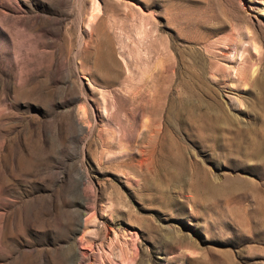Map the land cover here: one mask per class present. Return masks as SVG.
<instances>
[{
    "label": "rangeland",
    "instance_id": "rangeland-1",
    "mask_svg": "<svg viewBox=\"0 0 264 264\" xmlns=\"http://www.w3.org/2000/svg\"><path fill=\"white\" fill-rule=\"evenodd\" d=\"M0 264H264V0H0Z\"/></svg>",
    "mask_w": 264,
    "mask_h": 264
},
{
    "label": "bare ground",
    "instance_id": "bare-ground-1",
    "mask_svg": "<svg viewBox=\"0 0 264 264\" xmlns=\"http://www.w3.org/2000/svg\"><path fill=\"white\" fill-rule=\"evenodd\" d=\"M119 9V8H118ZM127 15H128V13H127ZM126 15V17L124 18V19H118V17L116 18V20H115V18H114V20H115V22L114 23H119V22H121V23H123L122 22V20H127L129 17L128 16H132V15H128L127 16ZM125 16V15H124ZM133 17H134V15H133ZM132 18V17H131ZM130 18V19H131ZM112 19V18H111ZM133 19V18H132ZM113 20V21H114ZM119 20V21H118ZM129 20V19H128ZM125 22V21H124ZM142 26V25H141ZM144 27V26H143ZM144 28H146V27H144ZM140 29H142V27L140 28ZM139 29V30H140ZM144 29H142V31H143ZM156 38H154L153 40H155ZM149 43V42H148ZM150 45H152V47H154L155 45L154 44H151L150 43ZM148 46V45H147ZM147 46H146V48H147ZM108 47L109 48H107L106 49V51H100V50H98L97 52H96V56H95V58H96V62H103V63H106V62H108V61H110L111 60V57H112V55H111V47L109 46V44H108ZM149 47V46H148ZM151 47V46H150ZM157 48V47H156ZM149 49H151V48H149ZM149 49H147V51L149 52V51H152L154 54H155V47H154V49L152 48V50H149ZM157 50V49H156ZM159 50V49H158ZM149 53H151V52H149ZM159 53V52H158ZM156 54H157V52H156ZM147 56V55H146ZM147 57H149V55L147 56ZM137 58V57H136ZM142 61H144L143 62V64H142V66H141V70H139V72L137 73V74H133L128 68H127V72L129 73V77H128V79H127V87L129 88V90L132 92V94H133V96H137V97H140V96H142V94L144 93V95L145 94H147V93H149L148 95H150V96H154V95H156V91L158 90L159 92H158V95H160V86H162L161 84L163 83H161V81H166L167 79H166V77H167V75H169V74H167V71H168V68H169V66L171 65L170 63V65L168 64L167 65V67L168 68H166L167 69V71H165L166 73L165 74H167L166 75V77L164 76L163 77V75H162V69H161V67L163 66V64L162 63H160V64H162V66L160 67V66H157V69L160 67V72H154L155 70H157L156 69V67H155V70L153 69V68H150L156 61H149V59L147 58V59H145L144 58V60L143 59H141ZM146 60L148 61V62H150V64H151V62H154L151 66H149V63H147L146 62ZM113 62V61H112ZM168 62V61H167ZM97 63V64H98ZM159 62H157V64H158ZM108 64V63H107ZM145 67H144V66ZM101 66V65H100ZM156 66V65H155ZM165 66H166V63H165ZM172 66V65H171ZM142 67H144V69L142 68ZM112 68V67H111ZM164 68V69H165ZM171 69L173 68V67H170ZM140 69V68H139ZM112 71V70H111ZM111 71H110V69H108L107 68V71H106V74H108V77L106 76V78L105 79H107L106 80V82L107 83H113L114 82V80L117 78V77H120L122 74H123V72H122V70H117L116 71V74H115V76L114 75H112V74H110L111 73ZM137 71V70H136ZM158 71V70H157ZM170 71V70H169ZM164 72V71H163ZM117 76V77H116ZM173 76V75H172ZM169 77V76H168ZM170 77H171V75H170ZM179 78V77H178ZM182 78V77H181ZM169 79V78H168ZM117 80V79H116ZM178 80H180L181 81V79H178ZM169 81V80H168ZM183 81V80H182ZM159 82H160V86L158 85L159 84ZM165 83V82H164ZM180 83V82H179ZM182 84V83H181ZM181 84H180V87H181ZM183 85V84H182ZM184 86H185V84H184ZM160 87V88H159ZM159 88V89H158ZM182 89H183V87H181ZM161 89H163V87L161 88ZM146 92V93H145ZM164 91H162L161 92V94L163 93ZM157 96V95H156ZM163 96V95H162ZM136 97V98H137ZM159 97V96H158ZM161 97V96H160ZM135 101V100H134ZM137 107V106H136Z\"/></svg>",
    "mask_w": 264,
    "mask_h": 264
}]
</instances>
